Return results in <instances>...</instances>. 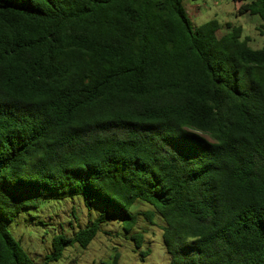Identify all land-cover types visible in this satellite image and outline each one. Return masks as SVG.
Here are the masks:
<instances>
[{
  "label": "trees",
  "instance_id": "1",
  "mask_svg": "<svg viewBox=\"0 0 264 264\" xmlns=\"http://www.w3.org/2000/svg\"><path fill=\"white\" fill-rule=\"evenodd\" d=\"M186 1L0 0V264H36L20 212L77 195L102 213L41 264L118 214L130 232L138 201L169 264H264V47Z\"/></svg>",
  "mask_w": 264,
  "mask_h": 264
},
{
  "label": "rangeland",
  "instance_id": "2",
  "mask_svg": "<svg viewBox=\"0 0 264 264\" xmlns=\"http://www.w3.org/2000/svg\"><path fill=\"white\" fill-rule=\"evenodd\" d=\"M186 4L194 27L217 19L223 25L240 26L254 49L264 47V22L258 16H239L241 3L233 0H187ZM230 31H220L218 36ZM102 209L99 204L86 207L83 195L52 199L42 202L36 209L20 212L8 229L33 261L41 264L52 254L55 236H74L94 222ZM148 211H154V208L147 202L138 201L130 209L132 215L139 214L138 224L133 230L125 231L121 214H118L101 226L87 248L77 243L66 248L59 261L50 264H169L171 257L163 244L165 223L157 214L152 222L141 215ZM136 235L141 237L139 247L133 238Z\"/></svg>",
  "mask_w": 264,
  "mask_h": 264
}]
</instances>
